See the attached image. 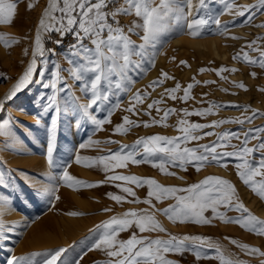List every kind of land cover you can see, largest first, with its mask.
Here are the masks:
<instances>
[{
  "label": "rangeland",
  "instance_id": "1",
  "mask_svg": "<svg viewBox=\"0 0 264 264\" xmlns=\"http://www.w3.org/2000/svg\"><path fill=\"white\" fill-rule=\"evenodd\" d=\"M13 2L17 3V10L21 12V15L28 24L27 28L29 30L20 34L19 28H17L19 25H13L15 24L14 19L11 25L0 24V34H4L8 40L14 39L18 41L9 47H5L0 42V86L8 83L10 79L12 80L17 75L18 68L27 60L30 28L34 25L40 11L35 7V0H13ZM30 2L34 5L31 10L28 8ZM38 2H40L39 5L41 4V7L42 4L43 7L46 4V1ZM156 2L158 3L159 0H156ZM232 2L236 5H250L255 3V0H232ZM111 7L112 5L109 6L110 9ZM199 15L218 18L220 25L217 26L214 19H210L201 34L193 37L189 34L187 23L193 18H198ZM248 15L246 13L244 17H235L233 14L226 12L225 0H208L206 8L198 14L193 10V15H188V9L185 6L183 9V19L178 24L173 23L158 38L155 48L149 49L150 55L154 53L153 61L149 62L145 60L142 72L139 70L131 72L130 76L133 83L128 85L126 91L112 97L111 103H119L120 107L112 113L110 117L111 123L103 125L100 130H97L93 124L83 118L77 117L74 119V114L63 115L66 94L61 93L58 96L62 114L58 120L57 148L55 152L56 167L47 164L46 168H38L36 166L37 163L25 164L19 161H12L13 157L36 156L43 159L46 158L48 125L51 117L49 114H44L42 117L38 114L41 110V97L49 94V90L44 89L41 84L34 82L26 90L18 93L12 101L5 104V108L3 112H0V116L12 119L16 142L9 141L8 145L5 146L3 141L7 140L8 137H0V165H2L0 167V175L5 176L8 183L7 187H0V194L13 199L20 214L26 216L30 224L42 220L43 217L53 213V211H57L58 208L66 210V207L73 209L71 210L73 212L79 213L75 217H89L90 219L93 218V220H90V224L67 243L57 242L33 246L23 250H19L18 248V245L22 241V238H20L22 231L17 230V232L11 235L13 241L18 240L17 244H15L16 246L8 244L4 247V250H0V264H7L8 259L12 256H25L34 261L35 264H42L45 254L59 248H69L68 253L63 257L64 259H79L82 257L80 264H105V261L108 259L105 253L98 250H89L95 240L99 238L97 225L109 220L113 216H122L130 210L138 213L146 211L148 214H154L157 221L166 229V232L139 233L133 226L131 229L119 233L118 239L120 240H127L133 232L138 237L153 239H167L169 235H201L217 242L221 246V250L226 258L243 261L244 264H261V260H264V257L246 254L238 246L232 244L230 239L236 240L238 244H247L264 252V237L248 232L234 223H223L218 219H214L210 225L204 226L190 222L171 223L158 210L174 204V199H165L163 202H157L153 198L151 205L143 202L137 203L135 202L137 199L143 201L147 198V186L136 187L135 185L125 184L122 181L108 182L106 180L108 175H136L141 178L154 179L165 187L185 188L193 183H198L209 175L218 176L231 182L236 189L238 201L243 203L251 214L260 220H264V210L262 209L264 201L238 178L234 167L235 160L229 158L226 161L227 167H221L214 163L207 164L200 171H196L192 165H188L186 171L180 169L178 166H168V171L174 173V175L161 174L159 169L152 168L149 164L134 165L129 162L126 167L112 168L106 173L102 170V166L99 165L84 167L75 163L76 155L90 158L101 157L119 150L122 145H133L135 141L142 137L146 138L152 135L176 137L182 135V133L177 131L178 120L184 118L181 110L188 109L189 111H193L207 108L211 103L222 105L223 107L214 109V114L205 117H187L189 122L205 124L221 119L229 121L244 119L245 117L252 116L253 112L256 115L250 122L245 121L243 124L225 123L217 128L203 129L197 134L202 135L203 132L208 131L214 133L228 131L239 133L243 137L245 132H249L251 137L252 132L249 130L254 131L258 127H264V91H260V89H264V69H261L258 65H248L243 61L233 59V56L237 52H240L241 49L248 51L251 57H258V52H253L246 47L253 40H256L257 45L261 48H264V39H257L264 38V27L257 26L264 23V12L257 13L251 24L245 23ZM118 19L125 32H127L131 23L137 20L134 15L119 16ZM11 26L14 28H11ZM141 35L142 30L138 29L137 34H130V38L136 44H139L141 43ZM178 37L180 39L175 40ZM56 38L57 41H62L60 44H55L56 49L50 46L49 51L45 52V56L42 59L37 58L38 66H43L45 76L40 77L38 71L34 76V81L40 79L47 81L50 72L53 70V66L58 64L62 69L60 73L63 77L62 86H67V97L74 96L78 99V103L86 104L88 103V98L81 93L79 83L74 81L67 72V69L70 67L67 50L69 45L75 43V40L71 34L63 38L58 34ZM46 39L50 41L48 37ZM211 40L215 42L218 50L217 53L210 48ZM195 41H199L201 44ZM85 43H88V41L86 40ZM13 48L18 49V52L13 56V61L15 60L18 66L15 70L12 67V63L6 59V55L4 53L5 57L1 55L2 49L4 52L10 53ZM51 49L52 51H50ZM25 50H27V54H25ZM181 61H185L187 66L181 64ZM221 67L237 69V71L222 73L226 79H221L215 71H205L203 73L199 71L202 68L219 69ZM162 71L174 79L165 80L162 85L157 86L155 89L149 87L152 81L161 77ZM253 72L256 73L255 78L250 75ZM193 78H195V81H199V83L195 84L191 90V99L187 102L180 101L179 99L174 101L164 95L162 103L159 105L162 111L157 113L153 109L150 115L145 114L148 111L147 105L153 100L161 99V94L165 92V89L175 87L176 83L179 82L181 91L176 93V95L181 96L183 95V88L189 83H193ZM205 81H214V83L205 84ZM235 83H243L246 90L235 87ZM137 90L146 92L148 95L142 104L136 106L138 115H133L125 109L132 103L130 98ZM165 108H174L177 111L170 114L163 124L152 125L150 127L143 126L144 122L151 123L152 119L159 120ZM90 111L98 118L107 116L106 111ZM123 116H129L139 126L131 127L126 134H114L113 129L116 124L122 122ZM38 120L40 121L39 123L37 122ZM165 124L167 126H164ZM260 137L264 139V133L260 134ZM215 139V135L208 136L200 141H192L187 146L195 147L197 144H209ZM89 140L98 141L99 143L82 149L80 145L86 144ZM35 141L39 143H35ZM108 141H115V143H109ZM232 143L239 144L240 141L233 140ZM257 143L258 140L250 138L248 146L253 147ZM258 156L259 153H256L252 158L256 159ZM64 165L68 166L69 174L73 177L99 186L92 188L76 186L75 190L64 186L58 180V176L62 173ZM117 184L131 187L136 193L135 197L122 193L120 188L115 186ZM36 189L42 191L44 189L58 190L45 196H39L36 194ZM76 193L91 202L90 209L78 207L79 204L76 202L75 207L65 206L70 203L68 194L72 195L73 199V194L77 197ZM108 193L123 195L125 196V200L116 203L108 197ZM56 197H59V199H56ZM254 198L260 204L259 209H256L253 203ZM105 209L109 211H105ZM220 211H224V209L221 208ZM205 215L211 217V211L209 210ZM226 215L234 218L239 213L228 211ZM11 249L13 250L11 251ZM203 251L207 252L210 257L216 255L212 249L204 248ZM7 253L8 257L4 256ZM33 253L41 255L32 256L31 254ZM166 258L178 261V264H218L217 259L214 258H202L196 261L195 257L188 252H185L183 255L166 254Z\"/></svg>",
  "mask_w": 264,
  "mask_h": 264
},
{
  "label": "snow or ice",
  "instance_id": "2",
  "mask_svg": "<svg viewBox=\"0 0 264 264\" xmlns=\"http://www.w3.org/2000/svg\"><path fill=\"white\" fill-rule=\"evenodd\" d=\"M208 0H48L47 6L43 11L42 18L39 20L35 35L34 47L32 49V59L28 63L26 70L18 78V81L0 100V112H3L5 104L12 101L18 93L26 90L34 82L39 83L44 89L49 90V94L41 97V110L38 114L42 117L49 114L51 119L48 125V144L46 150V161L49 166L56 167L55 152L57 148L58 120L62 114V108L58 99L61 93L66 94L63 115H73V118H83L93 124L97 130L103 125L111 123L112 113L120 107L119 103H111L113 96L126 91L128 85L133 83L130 73L136 70L142 72L143 62L148 60L152 62L154 53L149 54L150 48H155L158 38L165 33L173 24H178L183 19V9L186 6L188 15H193V10L198 14L205 9ZM112 5L111 9L109 6ZM34 7L33 3L28 4L29 10ZM17 10V3L13 0H0V24L10 25L13 22ZM225 11L233 14L235 17H244L248 13L245 21L251 24L255 15L264 12V0H255L250 5H236L232 0H225ZM134 15V20L128 27L127 32L120 25L119 16ZM210 19H214L217 26L220 25L218 18L199 15L187 23L189 34L193 37L198 36L208 25ZM139 21V22H138ZM264 27V23L257 25ZM142 30L140 36L141 43L136 44L130 34H137V30ZM42 33H57L62 38L71 34L75 40L74 44L69 45L67 58L70 67L67 69L69 76L79 83L80 91L88 103L80 104L74 96L67 97V86H62L63 77L60 75L62 69L54 65L47 81L40 79L34 81V76L39 71V76L44 77L45 71L42 65L38 66V57L45 56L46 48L42 40ZM264 39V38H257ZM88 43H85V41ZM0 42L5 47L17 43L16 40H8L4 34H0ZM58 40L55 43L60 44ZM247 49L258 52V57H251L248 51L241 49L233 59L243 61L248 65H258L264 69V48L257 45L253 40L246 45ZM27 54V50H25ZM181 64L187 66L185 61ZM201 73L205 71H215L221 79H226L222 75L224 72H235L237 69H228L221 67L219 69H200ZM254 78L256 73H250ZM174 79L167 73L161 72V77L152 81L149 87L155 89L162 85L165 80ZM199 81L189 83L183 88V95L177 96L181 91V85L176 83L175 87L165 89L161 94V99L153 100L147 105L148 111L145 114L150 115L151 110L155 109L157 113L162 110L159 105L162 103L163 96L166 95L171 100L187 102L191 99V90ZM205 84L214 83V81H205ZM235 87L245 89L243 83H235ZM246 90V89H245ZM264 91V89H260ZM148 93L137 90L130 98L132 103L125 109L127 112L138 115L136 106L142 104L147 98ZM222 105L211 103L209 107L189 111L183 109L181 118L177 122V131L182 135L176 137H167L162 135H152L146 138H139L133 145H122L119 150L110 152L107 155L90 158L76 155L75 163L84 167L102 166L106 173L112 168L126 167L130 162L134 165L149 164L152 168H157L161 174L174 175L168 171V166H178L182 170H187L188 165H192L196 171H200L207 164H216L221 167H227L226 161L231 158L236 163L234 167L238 178L250 190L264 201V139L260 134L264 133V127H258L252 132H245L243 137L236 132L225 131L223 133H214L212 131L200 133L207 128H217L225 123L243 124L250 122L256 115L244 119L235 120H214L211 123H192L187 117L199 116L205 117L214 114V109H219ZM90 110H100L107 112L104 118H98ZM174 108L163 109V115L159 120L152 119L151 123L144 122V127L163 124L170 114L175 113ZM40 122L39 120L37 121ZM139 124L133 121L129 116H123L122 122L116 124L114 134H126L131 127H138ZM164 126H167L166 124ZM216 136V139L209 144H197L195 147L187 146L192 141H200L204 137ZM0 137H8L3 141L5 146L9 141L15 143L14 127L10 117L0 116ZM256 139L258 143L249 147V139ZM233 140L240 141L239 144L232 143ZM115 143V141H108ZM99 143L89 140L80 147L87 148ZM231 149V150H228ZM259 153L258 158L253 159V155ZM2 167V165H0ZM58 180L64 186L76 189V186L87 188L97 187L99 185L87 183L77 179L69 174L68 166L64 165L62 173ZM108 182L122 181L125 184L135 185L136 187L147 186V198L143 202L151 205L153 198L157 202H163L165 199H174L175 203L168 207L158 210L171 223H195L197 225H210L212 220L218 219L223 223H234L242 229L253 234L264 237V220L258 219L251 214L249 210L238 201L234 185L226 179L218 176L209 175L198 183H193L185 188L165 187L151 178H141L136 175H108ZM8 183L5 176L0 175V187H7ZM120 188L122 193L135 197L136 193L131 187L115 185ZM58 189H36V194L45 196ZM110 199L116 203L125 200V196L108 193ZM59 199V197H56ZM14 208L8 197L0 194V215L3 212ZM224 211H220V209ZM211 211V217L205 215ZM105 211H109L105 209ZM228 211L239 213L236 217H228ZM69 215H79L77 212L68 213ZM135 227L139 233L144 232H166V229L157 221L154 214H148L146 211L138 213L134 210L125 212L122 216H113L107 221L97 225L99 238L89 249L98 250L106 254L108 258L105 264H178V261L166 258V254L183 255L185 252L192 254L196 261L202 258L217 259L218 264H244L243 261L226 258L221 250V246L201 235H169L167 239L138 237L135 232L127 240L118 239L120 232L127 231ZM2 220H0V233L8 230ZM230 239V238H229ZM230 242L238 246L246 254H255L264 257V252L256 247H250L247 244H238L236 240ZM71 247V246H69ZM204 248L212 249L216 255L210 257ZM69 248H59L53 252L45 254L42 264H80L82 259L67 258L64 259ZM32 256L41 255L33 253ZM7 264H35L25 256H12ZM264 264V260H261Z\"/></svg>",
  "mask_w": 264,
  "mask_h": 264
},
{
  "label": "bare ground",
  "instance_id": "3",
  "mask_svg": "<svg viewBox=\"0 0 264 264\" xmlns=\"http://www.w3.org/2000/svg\"><path fill=\"white\" fill-rule=\"evenodd\" d=\"M38 1H46V4L44 5V7L42 4L43 8L41 7V4L39 5L40 2H38ZM47 3H48V0H35V7L38 8L40 11L37 15V18H36L34 25L31 26V28H30L28 58H27V60H25L23 62L22 66L20 68H18L19 71H18L17 75L12 80L10 79V81L8 83H6L5 85L0 86V100H2L5 97V95L10 91V89L18 81V78L26 70L28 63L32 59V49L34 47V40H35L36 31L38 28L39 20L42 18V14H43V11L45 10L46 6H47ZM15 15H16L14 18L15 24H13V25H19V27H17V28H19L18 29L19 33L23 34L25 31L29 30L27 28L28 24L25 21V19L23 18V16L21 15L20 11L17 10ZM12 27L13 26H11V28ZM14 31H16V30H14ZM45 36H46V33H42V40L43 41H44ZM179 39H180L179 37L175 38V40H179ZM195 42H197L198 44H201L199 41H195ZM210 43H211L210 48L214 52L217 53L218 50H217V47L215 45L214 40H211ZM44 44H45V42H44ZM17 50L18 49L13 48L10 53H6L2 49V52H1L2 57H5V55H6V59L8 60V62L12 63V67L14 68V70H15V68L18 67L15 60L13 61V59H14L13 56L18 52ZM35 143H39V142L35 141ZM12 161L13 162L19 161V162H22L25 164L37 163L36 166L38 168H41V167L46 168V166H47L46 158L43 159V158H39L36 156H29V157L25 156L24 158L13 157ZM76 195H77V197H75V195L73 194V197H74L73 198L74 200H73L71 197L72 195L68 194V196H69L68 199L70 200V203L66 204L65 206L75 207L76 206L75 202H76L77 204H79L78 207L90 209L91 202L88 201L85 197L79 195L78 193H76ZM9 200L11 203H14V208H12L11 210L3 212V215H0V220H2L6 225L9 226L8 230L0 233V250H4V247L8 244H11L12 246L17 244L18 240L13 241L11 239V235L14 232H17V230L22 231L20 233V238H22V241L20 242V244L18 243L19 244L18 245L19 250L20 249L21 250L28 249L29 247H33V246L35 247V246H42V245H46V244H54L57 242L67 243L73 237H75L78 232H81L85 227H87V225H89L91 222L90 220H93V218L90 219L89 217L88 218H86V217L79 218V217H75L73 215H69L68 213L73 212V211H71L73 209L66 207L67 208L66 210L62 209V208H58L57 211H53V213L46 215L45 217L42 218V220L37 221L33 224H30L28 219L26 218V216L20 214V211L18 210V207H17L15 201L13 199H9ZM253 203H254L256 209H259L260 204L257 202V200L255 198L253 199ZM262 209L264 210V206ZM13 249H14V247H13ZM13 249H11V251ZM7 255H8V253L4 256L8 257Z\"/></svg>",
  "mask_w": 264,
  "mask_h": 264
},
{
  "label": "crops",
  "instance_id": "4",
  "mask_svg": "<svg viewBox=\"0 0 264 264\" xmlns=\"http://www.w3.org/2000/svg\"><path fill=\"white\" fill-rule=\"evenodd\" d=\"M56 35L58 34L57 33H52V34L46 33L45 37H48L50 39V46H53L55 44L57 45V43H55V41H57ZM50 51H52V49Z\"/></svg>",
  "mask_w": 264,
  "mask_h": 264
},
{
  "label": "trees",
  "instance_id": "5",
  "mask_svg": "<svg viewBox=\"0 0 264 264\" xmlns=\"http://www.w3.org/2000/svg\"><path fill=\"white\" fill-rule=\"evenodd\" d=\"M44 42H45V48H46V52H47L50 49V41L48 39H46V37H45Z\"/></svg>",
  "mask_w": 264,
  "mask_h": 264
},
{
  "label": "built area",
  "instance_id": "6",
  "mask_svg": "<svg viewBox=\"0 0 264 264\" xmlns=\"http://www.w3.org/2000/svg\"><path fill=\"white\" fill-rule=\"evenodd\" d=\"M52 48L56 49V46H55V45H53V46H52Z\"/></svg>",
  "mask_w": 264,
  "mask_h": 264
}]
</instances>
